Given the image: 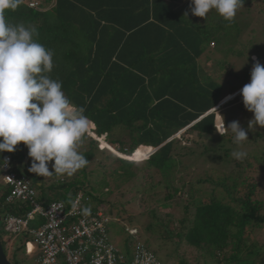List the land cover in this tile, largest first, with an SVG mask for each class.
Here are the masks:
<instances>
[{"label":"trees","instance_id":"trees-1","mask_svg":"<svg viewBox=\"0 0 264 264\" xmlns=\"http://www.w3.org/2000/svg\"><path fill=\"white\" fill-rule=\"evenodd\" d=\"M254 1L264 12V0ZM46 2L52 5L49 11H45V1L39 9L22 3L15 11L6 12V19L14 25H33L38 29L39 42L54 53L50 76L62 82L63 91L73 103L85 108V115L94 127L92 133L104 137L103 146L118 144L119 153L133 154V159L139 161L116 155L106 157L108 168L112 158L117 161L119 167L111 171V177L121 187L134 179L151 177L153 172H161L166 179L173 180L175 175L171 174L179 164L187 167L183 156L194 161L205 158L221 165L235 164L233 172L237 177L212 180L230 202L223 203L213 196L216 186L207 201L190 195L191 201L184 209L186 214L193 211V219L186 217L177 223L170 220L158 228L154 224L149 228L153 231L165 228L166 236L176 237L178 243L185 241L197 249L204 264H264V251L254 236L264 227V145H260L264 142V130L245 143L254 150L242 161L236 160L232 152L241 148L234 143L230 131L223 136L219 134L217 111H213L225 96V83L221 77H209L199 65V59L211 46H216L217 52L224 49V54L235 52L248 23L236 17L228 22L221 17V24H214L215 10H212L203 18L206 25L202 24L201 17L191 13V0L187 3L181 0ZM263 27L261 24L260 30L264 31ZM263 48L257 41L252 50L258 53ZM249 76L246 72V81ZM184 129L180 139L174 138ZM118 130L128 132L129 144L115 139ZM187 133L207 142L203 152L198 140L183 145ZM101 146L99 140L87 134L79 149L88 148L81 153L92 164L97 162V156L101 158L99 154L110 153L100 150ZM146 147L158 150L149 157L152 149ZM13 153L0 154V160L10 155L18 163L28 155V149L21 143ZM15 170L30 180L45 205L60 200L71 206L73 197L82 193L91 203L104 206L102 200L84 192L85 180L53 175L47 184L42 177L31 176L23 165L15 166ZM247 173L249 178L242 177ZM1 174L0 169V178ZM209 181H197L195 190ZM169 184L172 193L168 199H173L182 188H176L170 181ZM97 187L101 191L106 188L105 180ZM9 192L0 184L3 221L31 208L28 203L7 204ZM99 205L90 209L86 204V208L94 213L100 210ZM149 214L153 218L157 216L155 211ZM170 224L180 228L171 229ZM2 231L3 227L1 235ZM128 237L124 253L134 252L139 246ZM181 264L188 263L181 260Z\"/></svg>","mask_w":264,"mask_h":264},{"label":"rangeland","instance_id":"rangeland-1","mask_svg":"<svg viewBox=\"0 0 264 264\" xmlns=\"http://www.w3.org/2000/svg\"><path fill=\"white\" fill-rule=\"evenodd\" d=\"M40 1H45V11L51 9L52 5L49 3L48 5L46 0H36V2ZM181 2L187 3L188 0H181ZM244 6L245 7L238 10L236 18L244 23H248L249 27L246 28L247 26L244 24L246 29H244L242 33L240 43L235 47V52L224 54V49L221 48L223 51L217 52V47L211 46L206 54L199 59V65L209 77H221V81L225 83L223 93L225 96L220 101L218 105L219 109L217 110V125L220 124L218 130H221L222 128L223 119L226 128L227 119L229 120V124L232 121H238L240 126L247 132L249 139L240 145V148L248 153L249 151H253L254 147L250 144L246 146L245 143L249 142L256 132H263L264 128L254 124L249 127V122L253 120L254 114L252 112H247L243 103L241 89L245 84L250 83L251 80V76H249L248 81H246L245 73L249 72V74H251L256 62L264 65V48L258 53L252 50V47L257 45V41L259 42V45L264 47V31L260 30L261 24H264V12L261 9V5L254 0H244ZM221 20V16L214 12L213 23H219L220 25ZM201 21L202 24L206 25L203 18H201ZM262 29H264V27ZM240 51L242 52L241 55H239ZM260 57H263L262 61ZM220 62L222 64H220ZM228 72H230L229 75H227ZM229 96L232 98L222 103V101ZM93 128L94 127L91 124L89 131H92ZM88 134L91 136L90 133ZM127 134L128 132L118 130L114 133V136L116 140L124 141L129 144V137ZM184 136L185 140L183 145L187 142L198 140L201 152L205 150L207 142L200 140L198 136L193 134L187 133ZM93 137L96 139V136ZM180 137L181 135L176 136L175 138L180 139ZM100 139L102 145L100 150L106 149L110 153L105 155L99 154L101 158H98L97 156V162L88 164L85 169L79 170V173H76L71 177L82 181L85 180L84 192H90L100 199V201L102 200L104 206H100L93 201L88 204V207L90 209H95L99 205V209L103 210L110 217L111 221L108 226L110 242L118 249L127 251L126 241L129 238L128 236H130L135 242H137V244L146 246L149 251L154 253L161 264H181V260L186 261L188 264H204L197 249L187 245L185 241L178 243L176 237L173 238L166 236L165 228L160 229L159 231H153L149 226L154 224L156 228H158L159 225H164L170 220H174L177 223L186 217L193 219V211L190 214H186L184 209L191 201L190 195L193 196V199L199 198L202 199L203 202L207 201V198H210V196L212 197L211 192L216 186L218 187V185L212 183L213 181L219 182V180L224 177H228L229 180H232L233 177H237L236 173L233 172L235 164L233 166H228V164L221 165L207 161L205 158L194 161L185 158L182 155L184 165L187 167H183L179 164V166L176 167V170L171 174L175 175V179L169 180L162 175L163 173L153 172V174L150 175L151 177L134 179L130 184L121 187L120 183L111 177V171L119 167L117 161L112 158L110 160V165H108L110 167L108 168L106 166V164H108L106 157L116 155L125 160H136L133 159V154L130 155L131 157L129 158L118 155L117 152H120L118 144H115L113 147L107 145L103 146L104 137ZM260 145L263 146L264 142H260ZM128 147L129 146H127V149ZM86 150H88L87 147L79 149V151H83V153H85ZM11 154L14 155V153ZM148 155L149 154H147V156ZM23 159V161H18V163L14 162V164L15 166L23 165L27 167L29 171L32 163L31 158L27 155L23 157ZM52 163L53 162H49L48 165L49 170L51 171H53ZM25 170L26 169L23 171ZM178 171L179 173L177 174ZM30 174L31 176L36 175L31 172ZM84 175L88 176L83 178ZM242 177L249 178V174H244ZM43 179L47 184H50L53 177ZM207 179L211 181L204 186H200L199 189L196 188L199 192L195 190L194 185L197 181ZM104 180L107 187L102 189V191L98 190L99 188L97 186ZM169 181L173 183L176 188H182L177 197L173 199H168L169 194L172 193L171 190L168 189L170 188ZM221 190L222 189L218 187L213 196L215 198L217 197L219 201H222L223 203L230 202L229 199L226 200L223 194H220ZM37 192L40 195L38 190ZM151 211H155L157 216L154 218L150 217L149 213ZM40 223V221L37 222L35 229H39ZM170 227L171 229H174L175 227L180 228L176 224H170ZM254 236L259 241V247L264 251V227L258 229ZM2 240L5 246V252L13 264H37L36 256L39 253L35 250L37 247H32L31 244L27 243V241L34 242V236H27L25 234L15 236L2 231ZM9 240H11V243ZM27 244L30 248H26Z\"/></svg>","mask_w":264,"mask_h":264},{"label":"clouds","instance_id":"clouds-1","mask_svg":"<svg viewBox=\"0 0 264 264\" xmlns=\"http://www.w3.org/2000/svg\"><path fill=\"white\" fill-rule=\"evenodd\" d=\"M31 1L37 4L35 7L27 5L31 9H39L43 4ZM22 3L23 0H0V154L13 153L23 143L32 161L31 173L43 178L53 175L71 177L89 163L79 151L80 145L88 133L96 135L89 131L92 121L85 115V108L73 103L63 91L62 82L50 76L54 53L39 42L38 29L33 25H14L7 21L6 12L15 11ZM242 7L244 0H191L190 10L192 15L201 18H207L215 10L225 21L231 22ZM250 76V83L241 89L245 108L254 114L249 127L254 124L264 128V65L256 62ZM231 98L226 97L222 103ZM216 108L217 111L219 108ZM218 131L222 136L230 131L237 146L249 140L238 121H232L226 128L223 119ZM96 139L101 141L98 136ZM232 156L242 161L247 152L234 150ZM49 162H53V171L49 170ZM8 164L9 160L4 156L0 160V169ZM13 165L15 169L14 161ZM75 208L74 204L73 210ZM83 211L90 213L91 210L85 208ZM2 227L5 233L27 235L7 231L1 217L0 234Z\"/></svg>","mask_w":264,"mask_h":264},{"label":"built area","instance_id":"built-area-1","mask_svg":"<svg viewBox=\"0 0 264 264\" xmlns=\"http://www.w3.org/2000/svg\"><path fill=\"white\" fill-rule=\"evenodd\" d=\"M23 4L37 5L31 0H23ZM7 158L8 166L1 169V183L10 190L6 203H28L31 210L23 211L24 216L6 217V230L34 236L31 246L37 247L35 250L39 252L37 264H161L156 255L141 244L134 252L126 253L113 245L108 232L110 217L103 210L85 213L89 198L84 194L73 197L71 206L60 200L45 205L28 178L14 169L13 159ZM38 221L40 227L35 229Z\"/></svg>","mask_w":264,"mask_h":264},{"label":"water","instance_id":"water-1","mask_svg":"<svg viewBox=\"0 0 264 264\" xmlns=\"http://www.w3.org/2000/svg\"><path fill=\"white\" fill-rule=\"evenodd\" d=\"M219 107H217L216 109H218ZM213 111H215V109L213 110ZM212 111V112H213ZM212 112H210V113H212ZM209 113V114H210ZM182 133V132H181ZM180 133V134H181ZM179 134V135H180ZM146 148H151L152 149V152H151V154L149 155V156H151L152 154H154L158 149H154V148H152V147H146ZM0 224H1V217H0ZM0 264H13L10 260H9V258H8V256H7V254H6V252H5V249H4V245H3V241H2V238H1V234H0Z\"/></svg>","mask_w":264,"mask_h":264},{"label":"crops","instance_id":"crops-1","mask_svg":"<svg viewBox=\"0 0 264 264\" xmlns=\"http://www.w3.org/2000/svg\"><path fill=\"white\" fill-rule=\"evenodd\" d=\"M178 3V2H177ZM179 4H181V3H179Z\"/></svg>","mask_w":264,"mask_h":264},{"label":"bare ground","instance_id":"bare-ground-1","mask_svg":"<svg viewBox=\"0 0 264 264\" xmlns=\"http://www.w3.org/2000/svg\"><path fill=\"white\" fill-rule=\"evenodd\" d=\"M30 181V180H29ZM31 183V182H30Z\"/></svg>","mask_w":264,"mask_h":264}]
</instances>
